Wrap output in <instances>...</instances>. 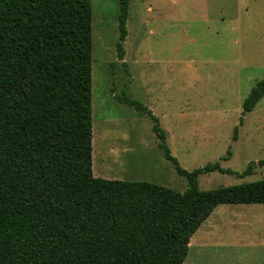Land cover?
<instances>
[{
  "label": "trees",
  "instance_id": "trees-1",
  "mask_svg": "<svg viewBox=\"0 0 264 264\" xmlns=\"http://www.w3.org/2000/svg\"><path fill=\"white\" fill-rule=\"evenodd\" d=\"M117 3L122 60L129 0ZM91 25V0H0V264H183L216 207L264 205V180L201 190L199 176L234 172L219 162L181 168L158 118L124 93L115 99L150 118L187 186L95 177ZM263 96L261 79L242 114ZM255 167L264 159L237 175Z\"/></svg>",
  "mask_w": 264,
  "mask_h": 264
},
{
  "label": "rangeland",
  "instance_id": "rangeland-1",
  "mask_svg": "<svg viewBox=\"0 0 264 264\" xmlns=\"http://www.w3.org/2000/svg\"><path fill=\"white\" fill-rule=\"evenodd\" d=\"M91 13L95 177L187 186L158 148L150 118L115 99L124 93L158 118L181 168L219 162L234 172L199 176L201 190L264 180L260 167L237 175L264 159V96L242 114L264 79V0H129L122 60L117 0H91ZM183 264H264V205L216 207Z\"/></svg>",
  "mask_w": 264,
  "mask_h": 264
},
{
  "label": "crops",
  "instance_id": "crops-1",
  "mask_svg": "<svg viewBox=\"0 0 264 264\" xmlns=\"http://www.w3.org/2000/svg\"><path fill=\"white\" fill-rule=\"evenodd\" d=\"M203 235H205V234H203ZM205 238H206V236L204 237V236H199L197 239L199 240V239H202V240H205ZM202 240H200L199 242H201ZM212 245V244H211ZM213 246V245H212Z\"/></svg>",
  "mask_w": 264,
  "mask_h": 264
}]
</instances>
